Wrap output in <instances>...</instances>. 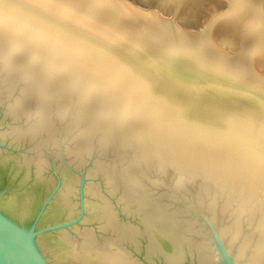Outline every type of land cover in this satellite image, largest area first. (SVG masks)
I'll list each match as a JSON object with an SVG mask.
<instances>
[{
  "label": "water",
  "instance_id": "obj_1",
  "mask_svg": "<svg viewBox=\"0 0 264 264\" xmlns=\"http://www.w3.org/2000/svg\"><path fill=\"white\" fill-rule=\"evenodd\" d=\"M19 14L78 55L0 23V264H264V80L119 0Z\"/></svg>",
  "mask_w": 264,
  "mask_h": 264
},
{
  "label": "bare ground",
  "instance_id": "obj_2",
  "mask_svg": "<svg viewBox=\"0 0 264 264\" xmlns=\"http://www.w3.org/2000/svg\"><path fill=\"white\" fill-rule=\"evenodd\" d=\"M119 1L149 21L205 43L264 80V0L207 1L210 4L206 0H163L164 9L133 0ZM192 4L197 9L210 5L201 10L197 26L195 19L192 23L190 19L181 21ZM227 35L234 44L223 41Z\"/></svg>",
  "mask_w": 264,
  "mask_h": 264
},
{
  "label": "clouds",
  "instance_id": "obj_3",
  "mask_svg": "<svg viewBox=\"0 0 264 264\" xmlns=\"http://www.w3.org/2000/svg\"><path fill=\"white\" fill-rule=\"evenodd\" d=\"M0 23L16 32L26 35L36 44L52 54L68 56L78 55L73 49L68 37L58 32L48 30L39 20L24 14H19L16 16H5L3 19H0ZM255 150L259 151L258 148Z\"/></svg>",
  "mask_w": 264,
  "mask_h": 264
},
{
  "label": "rangeland",
  "instance_id": "obj_4",
  "mask_svg": "<svg viewBox=\"0 0 264 264\" xmlns=\"http://www.w3.org/2000/svg\"><path fill=\"white\" fill-rule=\"evenodd\" d=\"M131 1V0H130ZM133 1H136V2H140V3H145V4H154L155 6H159V8H162V9H164V4H163V0H133ZM202 1H204V0H202ZM212 2V1H214V0H206L205 1V3L206 2ZM207 2V3H208ZM208 4H210V3H208ZM208 4H203L204 6H202V7H199V9H197V8H195L194 6H195V4H192L191 6H190V9L191 10H188V12L185 14V16L183 17V19L181 20V21H183V22H185V20H187V19H190V21H189V23H192V21H193V19H195L194 20V22H193V24L194 25H199V22L201 21V19H200V15H201V13L200 12H202L203 10H205L207 7H209L208 6ZM205 6H207V7H205ZM202 8V9H201ZM205 8V9H204ZM202 10V11H201ZM199 11V12H198ZM199 15V16H198ZM199 19H198V18ZM192 19V20H191ZM197 19H198V21H197ZM188 21V20H187ZM185 25H188V26H193V25H189V24H185ZM187 27V26H186ZM189 28V27H188ZM224 42H229L230 44H234V41L231 39V37H229L228 35L225 37V39L223 40ZM232 46V45H231Z\"/></svg>",
  "mask_w": 264,
  "mask_h": 264
}]
</instances>
